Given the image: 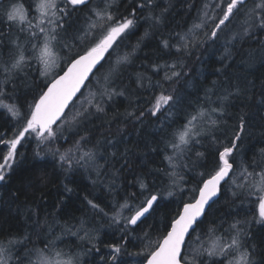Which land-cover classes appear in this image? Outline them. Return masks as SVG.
<instances>
[{"label":"snow or ice","instance_id":"obj_1","mask_svg":"<svg viewBox=\"0 0 264 264\" xmlns=\"http://www.w3.org/2000/svg\"><path fill=\"white\" fill-rule=\"evenodd\" d=\"M155 2L138 0L127 14L117 15L114 10L117 0H107L103 5L96 4L95 0H0L8 28L25 34L26 41L21 44L19 36L13 39L10 32L0 29V54L10 53L9 61L0 60V75L4 77L0 81V108L6 109L16 120V130L10 138L0 132V182L12 179L22 167L28 158L18 149L33 140L37 142L32 150L36 163L26 181L29 187L47 183V173L43 172L46 158L55 162L69 182L81 169H94L97 177L100 176L99 161L104 159L109 164L117 156L116 141L107 139V144L114 149L107 156L106 149L100 150L99 140L79 132V139L63 151L56 141L64 138V131L79 128L93 116L106 117L109 102L116 97L127 99L117 80L124 75L125 66L131 63L140 42L131 53L120 55L118 49L133 35L139 19L137 12L143 14V10L148 9L154 13ZM167 11L165 8L164 12ZM164 12L145 18L156 27L163 24ZM81 19L86 27L80 26ZM237 20L239 30L233 28L229 33L232 41L240 43L258 33L264 35V0L204 3L187 32L175 33L177 39L171 45L168 39L161 41L164 49L174 48L179 54L170 64L151 66L153 75H158L162 67L165 69L163 81L154 85L151 77L137 75L135 83L139 87L144 88L146 80L149 88L156 86L160 91L158 95L153 94L146 111H127L125 117L140 123L146 115L167 121L165 128L164 121L158 119L165 133L162 151L167 166L154 171L163 172L168 179L161 187L143 176L134 177L135 190L122 197V203L118 201L110 206L111 215L99 203L85 198L93 217L105 218L110 228L115 227L120 239L105 244L100 239L101 229L91 220L82 218L76 225L57 227L58 218L49 215L41 218L32 209L31 235L6 236L0 240V264H85V256L89 257L88 264H92L91 254L100 252L101 244L108 249L104 264H257V247L251 229L254 225H264V146L258 151L250 150V156L242 151L244 138L251 134L246 131L250 121L243 109L236 114L231 128L225 118V109L231 100L241 96L250 98L254 85L244 88L236 85L216 99L212 90H208L203 101H198L191 111L183 112L181 120L175 118L174 108L179 101L174 95L175 89L169 92L164 87V82L172 87L186 75L185 56L193 55L194 49L208 41L218 40L219 34ZM257 39L264 50V40H259L258 36ZM9 40L12 47L6 48ZM33 65L38 66L37 71L45 80L33 94L32 103L26 108L6 103L13 98L9 93L15 92L14 81L18 75ZM5 83L13 84L8 92L3 87ZM261 97L258 103L264 105V91ZM77 104L80 109L73 112ZM89 144L91 148L87 147ZM206 144L214 151L204 147ZM261 144L264 145V140ZM128 164L129 160L124 158L121 167ZM185 173H195L191 177L195 184L187 190ZM115 176L114 172L113 178ZM222 188L230 193L233 206L239 201L245 213L242 218L230 216L231 222L223 217L211 218L212 209L222 198ZM64 191L70 193L72 189L64 184ZM177 192L182 193L180 202L175 213L167 217L162 230L160 226L152 232L145 229L144 225L159 207L158 202L166 196L175 197ZM235 217H239V213H235ZM138 232L142 235H134ZM64 236L76 237L81 242L77 245L80 250L58 246L57 241ZM36 239L43 247L35 244ZM130 239L139 240L140 244L138 250L131 253L128 251ZM128 256L142 259L130 262L125 259Z\"/></svg>","mask_w":264,"mask_h":264},{"label":"trees","instance_id":"obj_2","mask_svg":"<svg viewBox=\"0 0 264 264\" xmlns=\"http://www.w3.org/2000/svg\"><path fill=\"white\" fill-rule=\"evenodd\" d=\"M138 0H117L116 14H127L129 9L137 3ZM258 2V0H257ZM96 4H101L95 0ZM204 3H211V0H156L153 8L154 13H150L148 9L137 12L138 22L131 35L125 40L124 45L118 49L120 55L131 53L136 48L139 41V47L131 56V63L125 66V72L122 80L117 81L118 86L125 90V97H116L114 101L109 102V110L106 117L100 114L91 117L79 128L66 131L63 139H58L56 144L61 147V151L65 148L72 147L75 140L80 135H86L89 138L99 140L100 147L103 152L106 149V156L114 149L107 144V139L116 141L117 156L112 158L109 164L104 160L100 161L101 183H93V173L90 170H79L77 174L66 180L60 172L55 162L46 158L43 163V172L47 173V183L39 187H29L27 179L33 171L36 163L32 159V150L36 143L34 140L24 145L22 150L28 158L22 167L13 175L12 179L0 182V240L5 237L23 236L25 233L31 235L33 228L32 209H35L38 215L43 218L45 215L55 216L58 218V225H76L80 219L91 220L96 227L101 229L100 239L106 243H113L120 239V234L115 227L110 228L105 222V218L93 217L92 211L89 209L86 199L94 200L99 203L105 211L111 215L110 206L122 201L129 192L135 190L136 181L134 177L143 176L149 181H155L161 187L164 181L168 179L163 172H155L157 168L163 169L167 166V162L163 159L164 144L162 142L165 135L161 131L160 121H164L163 117L145 116L143 123L134 121L132 118L125 117L127 111L135 110L137 112L144 110L150 106L149 101L152 100L153 94L158 95L160 89L156 86L149 88L145 80V87H139L135 81L138 74L145 77H151L154 85L157 81H163L165 69L162 67L158 75H153L152 65H166L175 61L177 53L175 49H164L161 41L168 39L170 45L174 43L175 33L184 34L192 24L196 22L198 13ZM251 7V5H249ZM167 8L168 11L164 12ZM164 12L163 24L153 27L150 19L145 17L150 15H159ZM35 23V20L33 21ZM80 26L86 27L81 19ZM240 21H233V26L226 29L224 33L219 34L220 38L216 41H208L203 46L193 50V55L185 56V72L180 83L168 86V82H164V87L169 92L175 89L174 95L179 97V101L174 108L176 120L182 119L185 111H191L197 105L198 101H203L205 92L212 90L213 99L223 96L226 89H233L236 85L241 88L249 84L254 85L250 98L241 96L239 99L233 98L230 106L226 107V119L228 127L231 128L235 123L236 114L243 109L247 113V119L250 123L246 124V131L250 132L249 136L244 138L242 151L250 156L251 151H258L259 147L264 146L261 141L264 140V105H260L258 101L262 98L261 92L264 91V50H262L259 40H264V35L245 38L240 43L231 40L229 33L233 28L239 30ZM0 29L5 33H11L13 39L20 37V43L24 44L23 33H17L15 28L9 29L5 21L2 10H0ZM145 33H148L145 36ZM82 35V33H80ZM6 48H11L12 43L9 40ZM82 49H77V51ZM115 59V58H114ZM0 60L9 61L10 53L4 52L0 54ZM36 65L25 70L24 74L18 75L14 81L15 92L9 93L12 99L7 103H15L24 106L32 103V96L38 88L43 86L44 77H41L37 71ZM3 75H0V81H3ZM5 91L8 92L13 88L12 83L3 84ZM22 108V111L24 110ZM16 120L7 112L6 109L0 108V132L6 133L9 138L16 130L14 125ZM165 128L167 121H164ZM23 145V143H22ZM253 145L256 147L253 148ZM91 148L92 145H87ZM200 148V146H197ZM210 151H214L210 144L204 145ZM156 149V151H153ZM201 150H203L201 148ZM126 156L122 155L125 154ZM129 160L126 167H121L123 159ZM102 162V163H101ZM114 165V167H111ZM117 169L119 171L117 172ZM179 171V170H178ZM116 173L113 178V173ZM187 183L185 188L190 189L194 186L195 181L191 179L195 173H185ZM64 184L72 191L65 192ZM182 193L177 192L175 197H165L163 201L158 202L159 207L151 214L144 228L152 232L157 226L163 227L169 214H174L180 202ZM220 202L212 209L211 218L223 217L227 222H231L229 217L242 218L245 213L241 211L239 201L233 206L230 193L221 192ZM187 199V197H185ZM63 201V203H60ZM235 213H239V217H235ZM252 240L257 247V264H264V225H254L251 229ZM159 233H154L158 235ZM136 236L142 233L134 234ZM6 242V241H5ZM35 244L43 247L39 239ZM58 246L69 248H77L81 242L74 236H64L62 240L57 241ZM140 247L139 240L130 239L128 251H137ZM108 249L104 244L100 245V252L91 254L92 264H104ZM103 258V259H102ZM85 264H88L89 257L85 256ZM125 259L135 261L142 257L128 256Z\"/></svg>","mask_w":264,"mask_h":264},{"label":"rangeland","instance_id":"obj_3","mask_svg":"<svg viewBox=\"0 0 264 264\" xmlns=\"http://www.w3.org/2000/svg\"><path fill=\"white\" fill-rule=\"evenodd\" d=\"M99 2H101L102 4H105V3H107V0H98ZM123 78L121 77L119 80H117V81H120V80H122ZM87 95V94H86ZM6 102V101H5ZM7 103V102H6ZM80 109V105L79 104H77V108L76 109H73V112H75V111H78ZM65 127H67V125L65 126ZM72 130V128H69V131H71ZM63 134H66V131H64L63 132ZM35 141V140H34ZM36 142V141H35ZM23 143V142H22ZM100 150L103 152V149L100 147ZM103 161L104 159H100V161ZM100 161H99V163H100ZM102 163V162H101ZM91 171H92V173H93V183H96V185L97 184H100L101 183V181H99L100 180V176L99 177H97V174H96V171L94 170V169H91ZM95 181V182H94Z\"/></svg>","mask_w":264,"mask_h":264}]
</instances>
